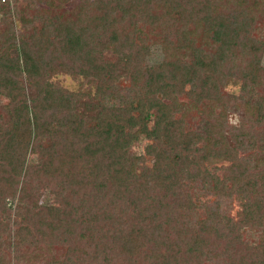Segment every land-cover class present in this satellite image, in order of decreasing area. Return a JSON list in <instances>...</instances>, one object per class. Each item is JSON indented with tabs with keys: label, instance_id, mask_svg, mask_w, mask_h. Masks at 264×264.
Returning a JSON list of instances; mask_svg holds the SVG:
<instances>
[{
	"label": "trees",
	"instance_id": "trees-1",
	"mask_svg": "<svg viewBox=\"0 0 264 264\" xmlns=\"http://www.w3.org/2000/svg\"><path fill=\"white\" fill-rule=\"evenodd\" d=\"M67 1L31 0L45 6L19 33L0 0V254L264 264V171L250 153L264 141V0ZM152 43L163 57L146 66ZM58 71L95 87L69 90Z\"/></svg>",
	"mask_w": 264,
	"mask_h": 264
},
{
	"label": "rangeland",
	"instance_id": "rangeland-1",
	"mask_svg": "<svg viewBox=\"0 0 264 264\" xmlns=\"http://www.w3.org/2000/svg\"><path fill=\"white\" fill-rule=\"evenodd\" d=\"M2 1V0H1ZM11 4L12 8V17L14 20V25L16 28V31L19 33L27 32V27L29 18L32 16L33 10L35 7L39 5L44 4H31V0H8ZM82 1V0H68L64 4V9L71 7L72 4L75 2ZM45 6V5H44ZM42 7V6H40ZM147 55L145 56L144 63L146 66H152V64L158 62L163 57V51L158 43H152L148 50ZM254 73L256 76L259 77V80L264 81V52H262L260 56V62L257 67H254ZM56 83H59L60 85L68 88L69 90L74 91H84L88 92L94 89L96 80L89 76H86L85 74L79 73V74H72V73H66L62 71H58L53 75L52 78ZM223 90L225 92H235L236 94L242 93L235 83H228L224 86ZM261 94L264 97V89L262 90ZM187 105V99H181V106L186 107ZM230 123H235L237 121V113L232 112L229 113L228 116ZM146 141L141 140L137 144L133 145L131 147V151L134 153H142L143 147L145 145ZM252 154L253 162L256 171L261 170L264 171V141H257L255 147L250 151ZM30 160H35V155L31 154L29 156ZM148 163H151L153 160L148 157ZM222 163H226L222 161L221 163H218V165H221ZM221 173V171H218ZM55 199L52 195H50L47 192H42L40 199L47 203L50 202L52 199ZM243 203V198L239 194H235L232 200V206H231V215L233 217H238L240 214H242L241 207ZM244 234L249 239H256L258 236V233L256 230H252L248 227L243 228ZM0 264H14L13 259L7 251L6 247L2 248V252L0 254ZM20 264H38V263H28V262H20Z\"/></svg>",
	"mask_w": 264,
	"mask_h": 264
}]
</instances>
